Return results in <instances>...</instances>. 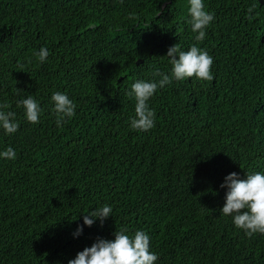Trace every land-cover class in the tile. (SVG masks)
<instances>
[{"label": "trees", "instance_id": "16d2710c", "mask_svg": "<svg viewBox=\"0 0 264 264\" xmlns=\"http://www.w3.org/2000/svg\"><path fill=\"white\" fill-rule=\"evenodd\" d=\"M187 2L0 0V103L20 122L0 131V149L17 152L0 159V264H67L122 228L150 235L156 264H264V234L249 237L220 212L228 173L264 171V0H204L215 19L202 42ZM174 44L206 49L214 79L158 89L155 127L133 130L127 93L170 69ZM57 91L77 106L62 127ZM29 94L43 109L36 124L18 107ZM102 204L112 216L73 238Z\"/></svg>", "mask_w": 264, "mask_h": 264}, {"label": "clouds", "instance_id": "9594fccd", "mask_svg": "<svg viewBox=\"0 0 264 264\" xmlns=\"http://www.w3.org/2000/svg\"><path fill=\"white\" fill-rule=\"evenodd\" d=\"M214 13L207 10L204 0H188L185 23L190 25L195 34V40L202 42L206 37V29L214 21ZM40 63L49 57V49L40 47L34 52ZM166 57L171 65L168 71L156 67L150 79H136L127 95L134 99V116L130 118V128L146 132L155 127L156 113L149 105V100L158 89L171 85L173 81H183L195 78L198 81H212L213 57L197 44L187 50L178 44L170 46ZM52 111L57 127H62L76 115V104L65 92H54L51 95ZM18 107L23 109L24 119L32 124L40 121L43 109L39 101L31 94L18 101ZM10 106L0 103V131L5 135L15 134L20 122L16 113L9 110ZM16 150L8 145L0 149V159L15 160ZM226 189L224 204L220 212L230 217L237 229L251 237L254 234H264V171L248 172L241 178L237 172H230L220 184ZM110 204H102L91 211L85 212L82 224H78L72 232L73 238L83 233L85 226L91 227L112 216ZM112 239L98 237L90 247L79 251L67 264H156L158 253L151 250V237L143 229L129 231L126 228L115 230Z\"/></svg>", "mask_w": 264, "mask_h": 264}, {"label": "water", "instance_id": "95a60500", "mask_svg": "<svg viewBox=\"0 0 264 264\" xmlns=\"http://www.w3.org/2000/svg\"><path fill=\"white\" fill-rule=\"evenodd\" d=\"M140 63V61L138 60L137 62H136V64H139Z\"/></svg>", "mask_w": 264, "mask_h": 264}]
</instances>
